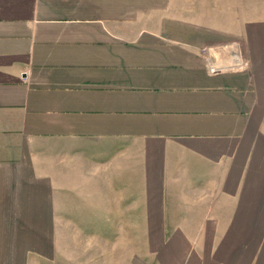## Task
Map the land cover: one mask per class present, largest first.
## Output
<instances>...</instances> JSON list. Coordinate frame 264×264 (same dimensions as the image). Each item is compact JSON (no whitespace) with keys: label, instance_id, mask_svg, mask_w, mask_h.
I'll use <instances>...</instances> for the list:
<instances>
[{"label":"crops","instance_id":"obj_1","mask_svg":"<svg viewBox=\"0 0 264 264\" xmlns=\"http://www.w3.org/2000/svg\"><path fill=\"white\" fill-rule=\"evenodd\" d=\"M0 264H264V0H0Z\"/></svg>","mask_w":264,"mask_h":264},{"label":"built area","instance_id":"obj_2","mask_svg":"<svg viewBox=\"0 0 264 264\" xmlns=\"http://www.w3.org/2000/svg\"><path fill=\"white\" fill-rule=\"evenodd\" d=\"M224 46H227V45H224ZM224 46H216V47H207L204 49V53L206 54V57L208 59L209 57V67H210V70L211 72H216L220 69H233V70H241V69H244V68H247L248 66V62L245 58H243L242 54H241V51H240V46L238 43L234 42L232 43V46H235L237 48V50H235V54L234 56H232V61L229 63V65H226V66H221V65H216L214 64V61H213V56H212V50L214 49H219V48H223ZM228 46H231V45H228ZM26 73L25 71H23V74Z\"/></svg>","mask_w":264,"mask_h":264},{"label":"bare ground","instance_id":"obj_3","mask_svg":"<svg viewBox=\"0 0 264 264\" xmlns=\"http://www.w3.org/2000/svg\"><path fill=\"white\" fill-rule=\"evenodd\" d=\"M233 50L235 51V50H237V48L234 46V47H233ZM223 63H224V65H222V66L229 65V61H228V62H223Z\"/></svg>","mask_w":264,"mask_h":264}]
</instances>
